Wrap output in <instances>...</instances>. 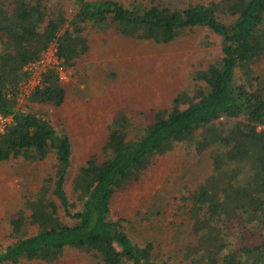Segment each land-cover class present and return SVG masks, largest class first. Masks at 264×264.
<instances>
[{
  "label": "trees",
  "instance_id": "trees-1",
  "mask_svg": "<svg viewBox=\"0 0 264 264\" xmlns=\"http://www.w3.org/2000/svg\"><path fill=\"white\" fill-rule=\"evenodd\" d=\"M0 0V114L13 120L0 135V162H30L51 154L55 172L44 179L10 221L12 241L0 248V264L56 263L66 248L90 252L103 264H264V0H210L176 7L164 0ZM195 26L222 38L221 55L179 91L169 107L154 111L144 132L128 136L133 120L117 117L102 146L77 171L74 202L65 189L72 143L51 121L23 111L15 95L28 78L24 66L54 40L69 66L90 49L89 32H115L168 43ZM29 101L60 106L66 89L57 74ZM186 145L207 152L211 174L184 199L190 201L188 237L169 254L127 231L129 217L115 216L116 195L140 182L157 159ZM193 147V148H192ZM73 219L65 222L60 215ZM28 209V210H27ZM136 235V234H135ZM136 237H138L136 235ZM166 256V257H165Z\"/></svg>",
  "mask_w": 264,
  "mask_h": 264
},
{
  "label": "rangeland",
  "instance_id": "rangeland-1",
  "mask_svg": "<svg viewBox=\"0 0 264 264\" xmlns=\"http://www.w3.org/2000/svg\"><path fill=\"white\" fill-rule=\"evenodd\" d=\"M118 1L130 4L134 0ZM164 1L185 7L210 0ZM57 2L52 0L50 6L56 7ZM63 3L71 15L72 5L68 0ZM88 41L89 54L68 66V80H59L66 89L64 103L52 106L28 99L24 106L47 117L59 134L70 137L72 165L65 189L71 202L75 201L73 188L78 169L90 157L102 156V146L114 120L128 114L133 120L128 136H140L153 119L154 111L169 107L174 96L221 55L222 48L221 36L205 26H195L168 43L126 37L113 29L89 32ZM105 65L118 66L105 68ZM256 69L264 72V59L257 63ZM193 149L184 145L160 156L144 172L140 182L116 195L112 202L115 216L122 213L129 217L125 222L127 231L141 245L148 239L154 241L156 251L160 249L164 255H171L176 242L183 239L180 233L189 236L190 201L184 197L211 174L209 154L198 155ZM55 165L51 154L36 162L21 157L0 162V248L12 241L11 219L44 187V179L54 174ZM60 215L65 222H73L63 208ZM23 264L103 263L90 252L68 247L56 263L27 261ZM169 264L186 263L175 258L169 259Z\"/></svg>",
  "mask_w": 264,
  "mask_h": 264
},
{
  "label": "built area",
  "instance_id": "built-area-1",
  "mask_svg": "<svg viewBox=\"0 0 264 264\" xmlns=\"http://www.w3.org/2000/svg\"><path fill=\"white\" fill-rule=\"evenodd\" d=\"M65 63V60L58 53V40L54 39L49 46L42 51L39 57L31 60L24 66V71L28 72L29 76L25 80L20 82L18 89L15 91V95L18 101V105L21 106V110L24 109L27 100L31 93L36 88H43L46 85L44 75L53 71L57 74V77L61 81H66L70 77V68ZM13 120L11 114H0V135L5 131L7 125Z\"/></svg>",
  "mask_w": 264,
  "mask_h": 264
},
{
  "label": "crops",
  "instance_id": "crops-1",
  "mask_svg": "<svg viewBox=\"0 0 264 264\" xmlns=\"http://www.w3.org/2000/svg\"><path fill=\"white\" fill-rule=\"evenodd\" d=\"M111 31V30H110ZM88 54H89V50H88V52H87ZM86 53V54H87ZM72 66V65H71ZM94 66H96V65H94ZM101 65H97L96 67H100ZM102 66H104V65H102ZM107 66H113V67H116V66H118V65H105V68L107 67ZM11 160V159H10Z\"/></svg>",
  "mask_w": 264,
  "mask_h": 264
}]
</instances>
